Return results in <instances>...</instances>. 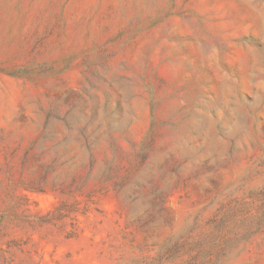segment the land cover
Instances as JSON below:
<instances>
[{
  "label": "rangeland",
  "instance_id": "1",
  "mask_svg": "<svg viewBox=\"0 0 264 264\" xmlns=\"http://www.w3.org/2000/svg\"><path fill=\"white\" fill-rule=\"evenodd\" d=\"M0 264H264V0H0Z\"/></svg>",
  "mask_w": 264,
  "mask_h": 264
}]
</instances>
